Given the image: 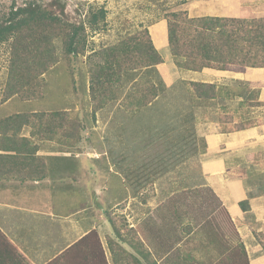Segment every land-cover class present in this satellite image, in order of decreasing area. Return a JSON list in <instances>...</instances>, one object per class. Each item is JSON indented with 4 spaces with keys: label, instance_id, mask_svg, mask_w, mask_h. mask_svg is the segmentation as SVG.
I'll return each instance as SVG.
<instances>
[{
    "label": "rangeland",
    "instance_id": "rangeland-1",
    "mask_svg": "<svg viewBox=\"0 0 264 264\" xmlns=\"http://www.w3.org/2000/svg\"><path fill=\"white\" fill-rule=\"evenodd\" d=\"M30 1L48 4L53 0H0V18L11 10V6H23ZM54 1L57 2L58 6L56 11L66 21L73 23L86 21L92 11L101 8L106 11V19L101 23L99 29L87 30L86 54L78 59L64 56L60 42H56L58 63L38 78L32 89L19 90L20 92L17 91V78L15 75L11 76L10 72V44H0V139L5 135V138L0 140V148L3 149V146L7 145L8 140L13 137L12 131L7 132L1 129L2 121L8 117L17 116V114L26 115L28 119L32 120L33 123L31 125H23L19 128L15 122L13 125L15 127L12 128L14 129L13 132L16 133V137H13V139L17 140V147L21 146L18 138H27L32 144L41 142L40 144L42 145L38 150L41 152H47V147L51 146L50 143H54L53 150L56 151L65 146L64 144L67 142L71 146L67 147L70 148V155L75 154L88 159L98 158L100 161L96 160L98 161L96 164L93 162L91 165H86V168L81 167L82 170L79 175L83 176L81 175L83 171L88 175V173L92 172V169L98 172L100 167L102 179L97 189L102 194V200L104 202L108 201L110 193H115L118 196H124L125 192L129 194V204L125 205L126 209L125 206L122 207L121 205L115 210L114 214L125 221L129 217V220L136 228L142 227L141 224H136L137 210L141 208L142 200L141 196L133 198L132 181L127 180L128 166H126L123 158L126 152L130 154L134 150L132 156L135 164L133 165L141 170L140 166H135L139 164L137 158H144L145 160L148 155L151 160V165L147 166L150 169V172L147 173L149 179L139 182L145 186V194H149L147 191H154V195L146 197L148 208L152 209L151 215L158 208V205L165 206L164 213L169 217L166 224L168 234H175L176 231L179 232L180 230L178 226L176 228L174 225L175 209L173 206L176 205V208L180 209V211L191 212L190 214H195L193 213L194 209L200 207L194 216L200 222L204 220L206 227L215 237H218L220 232L222 235L226 233L233 235L232 231L235 228H230V225L233 226V224L228 222L225 210L219 209L220 204L214 199L212 191L193 186V184L199 185L202 180L200 164L203 159L201 160V157L199 159V156L191 157L190 154H198L203 151V148H206L205 137L199 130L204 132L207 128L212 127L211 123L221 126L223 130L262 123L264 107L253 106L256 99H258L257 95L249 97L244 103L240 99L234 98L232 100L230 97L220 98L208 103L199 102L200 99H195L194 96L193 98L192 96L190 97L191 93L186 85L188 80L179 81L178 79L173 81L168 77L167 66L170 68L169 72H172L171 68L176 66L175 60L172 59L173 62L170 60L171 51L169 46L160 48L162 43H164L162 40L167 38L165 36L168 33L169 20L167 18L171 13L186 10L189 17L198 16L208 13L207 10H210L209 8L213 6L221 13L223 12L222 6L226 4H223L222 0ZM240 1L242 2V0ZM244 3V13L241 18L247 20L264 19V0H246ZM60 9L61 11L64 10L63 14ZM233 10H237L236 5ZM184 22L180 21V24ZM143 29L149 30L150 35L153 33V35L158 37L156 46L160 49L159 54L161 57L163 58L162 55L164 57L168 56L164 64L158 66L161 78L167 79H164V83L168 87L166 96L163 97L161 95L157 102H152V105L145 106L148 98L151 100L153 97L150 94L146 95L143 89L149 84L150 80L157 82L158 78L150 76L151 74H141L136 78L138 83L133 92L131 90L128 91L129 87L126 86L124 90L118 89L120 91H114L116 95L114 97H105L103 109L97 111L94 115V104H92L93 101L90 99L88 92L90 69L102 64V52L105 49L119 44L121 41L126 40L128 36L130 37ZM176 67L178 68V66ZM147 76L149 79H146ZM132 77L133 73L131 72L123 73L119 84L124 85L129 80L132 81ZM227 84L229 88L236 91L235 84ZM172 85L176 86L172 89ZM113 90L116 89L113 88ZM190 106L192 108H189ZM53 113H66L67 115L64 119L57 117V120H55L52 117ZM59 123H62L63 126H59ZM44 124H50L53 131L44 127ZM95 126L99 128L93 129ZM119 126H122V128L119 129ZM128 127L129 129H126ZM72 135L75 138H72ZM131 146H133V149H130ZM159 149H163L167 153L166 161L163 164L156 162V159L152 158ZM0 154L12 153H5L0 150ZM120 155H123V158H119ZM113 157L118 160L123 159V161L115 166ZM104 164H107V166H103ZM110 169L118 173L117 176L108 171ZM94 170L92 173H94ZM68 172L65 175L68 179L64 177L65 181H59L51 175H47L48 179L44 180L45 184L42 188L44 192L50 191L49 183L52 181L54 185H57L54 182H58L59 185L62 183L67 190L72 189L80 192L79 196L69 195L68 197L63 194L66 195L67 205L74 207V204H78V211L80 212L82 209L80 208V201L85 197V200L90 199L86 203L91 202L90 195L92 192L89 191V183L86 184L87 178L84 180V177H81L80 181L82 183L85 182V185H80L77 179L78 170H69ZM138 174H141L140 171ZM191 176L192 178H190ZM137 182L135 185L136 189H138ZM2 185L5 188L3 193L5 198L3 199L0 196V201H5L6 208L0 209V214L2 221L6 222V225H3L1 230L13 242H17L25 233L35 236L38 234L45 235L42 227L43 220H40V218H43L45 220L43 222L46 224H55L56 221L53 220L51 222L48 217L49 214L47 213L50 211L55 215L67 214L66 210L63 209L64 205L61 204L62 197L60 192L48 193L51 201L50 208L45 206L44 211L37 210L38 216L34 217L28 214L30 210L25 212L16 211L14 209L17 207V188L29 191L31 186L20 185L13 176L0 177V187ZM29 192L31 196H28L33 199L30 209H33L36 197L32 191ZM88 194H90L89 197ZM41 203L45 204L43 201ZM73 207L70 212L73 211ZM45 209L47 213H45ZM210 209L213 210L210 211ZM214 209H218V212L216 213ZM86 211L85 214L74 216L76 218L72 217L71 223L74 224L81 217L84 218V215L92 217L96 213L94 208L91 210L89 208ZM105 218L107 219V217ZM96 220L98 221L97 217ZM216 221H221L222 229L218 231L209 226ZM60 224L63 223L61 222ZM87 226H90L89 222H87ZM53 229H55V234L53 235L62 238L63 229ZM187 240L182 244L184 247L182 251L190 249L189 241ZM185 242L186 244H184ZM171 246L173 244H165L163 249L166 250L167 247L169 249ZM128 248L130 247L126 246L125 250L127 251ZM197 250L205 252L207 247L200 249V244H198Z\"/></svg>",
    "mask_w": 264,
    "mask_h": 264
},
{
    "label": "crops",
    "instance_id": "crops-1",
    "mask_svg": "<svg viewBox=\"0 0 264 264\" xmlns=\"http://www.w3.org/2000/svg\"><path fill=\"white\" fill-rule=\"evenodd\" d=\"M222 1L223 4H226L222 6L223 12L219 13L213 6L209 8L210 10H207L208 13L191 16V18L205 16L242 17V14L244 13V1ZM235 5L237 8L236 11L233 10ZM151 35L153 43L160 53V49L156 46V42L158 43V37L153 35V33H151ZM165 36L167 37V33ZM162 42L160 48H167V38L162 40ZM162 56L164 58L163 61L165 62L168 56H166L167 58L164 57V55ZM169 57L173 62L172 55ZM176 66L171 68L172 72H169L170 68L167 66L168 77L173 81L179 79V81L188 80L190 82H204L217 84L219 86H228L227 83L235 84V90L237 93L234 98L242 101L245 97L243 95L239 96V88H241L240 83H248L249 87L259 90L258 100L264 101V68L236 69L235 67H231L225 71L204 69L201 72H193L184 71ZM164 79L167 80L166 78ZM260 85L262 87H259ZM234 98H232V100ZM211 124L212 127L204 130L205 133L203 130H199L205 137L206 148H203V151L198 154H190L191 157L199 156V159L200 157L201 160L203 159L202 162L200 161L202 180L199 182V185L193 184V186L196 188H206L212 191L214 199L220 204V206L218 205L219 209L222 208L225 210L228 216V222L233 224V226L230 225V228H235V232L234 230L232 231L233 235H230V233L222 235L220 232V235L215 237L208 230V227H206L204 220L200 222L195 218L194 215L200 207L194 209L193 213L195 214H190L191 212L180 211V209L176 208V205L173 206L175 209L174 225L176 228L178 226L180 230L179 232L176 231L175 234H168L166 231V224L167 218L169 217L164 213L166 209L165 206L158 205V208L155 209L154 213L151 215L152 209L148 208V200L146 197L154 195V191L150 190L147 191L149 194H145V186H143V183L141 185L139 182L149 179L147 173L150 172V169L147 166L151 165L150 156L145 154L147 155V159L145 160L144 158H137L139 164H136L135 166H140L142 168L141 170L133 165L135 164L134 157L132 156L134 150L131 151L130 154L126 152L124 158L123 155L119 156V158L125 160V164L128 166L127 180L129 179L132 181L133 198L135 196H141L142 206L137 210L136 224H141L142 229L136 228L129 220V217L126 219L128 224H130V228L137 229L141 240L152 252L157 264H264V250L254 235V231L264 233V119L262 123H258L253 128L229 133H223L221 126L216 125L215 123ZM44 127L51 130V125H44ZM95 128L99 127L95 126L93 129ZM121 128L122 126H119V129ZM126 129H129V127ZM40 143L41 142H35L34 144H30L37 148L35 156L28 158L30 162L35 164L33 172L30 173L31 178L33 179L24 183L17 180L20 185L31 186L29 191H32L35 194V207L30 209L33 200L29 197L31 196L30 192L25 189L19 190L17 188V207L14 210L19 212L30 210L31 212L29 211L28 214L34 217L38 216L37 210L44 211L45 206L50 208L51 201L48 193L60 192L62 197L61 204L64 205L63 209L66 210L67 214L64 215V213H61L55 215L52 211L47 213L45 209V213L49 214L48 217L50 218V221H56L55 224L49 225L43 222L45 221L43 218H40V220H43L42 227L45 235L42 236V234H38L35 236L33 234L25 233L19 240H17V242L12 241L20 254L25 258L21 259L22 257H18L17 263L125 264V262H127L126 264H130L129 262H131V260L127 255V251L132 254L133 251L131 248H128L127 251H125L120 249L118 245L114 244L112 249H109L107 240L112 234V229L104 215L107 208L115 213V210H117L119 206L122 205L123 207L126 204H129V194H126L125 192L124 196H118L115 193H110V199L115 200L110 202L111 200L109 199L104 202L100 190L97 189V187L100 186L99 182L102 179L100 167L98 168V172L92 169V172L94 170V173L91 172L87 175L85 171H83L81 174L83 176L79 175L82 170L81 167L86 168V165H91L93 162L96 164L100 161L98 158L88 159L75 154L70 155V148L67 147L71 146L67 142L64 144L65 146L59 148L60 151H54V143H50L51 146L47 147V152H41L38 151L42 145ZM130 149H133V146H131ZM166 157L167 153L164 152L163 149H159L155 155L152 156V158H155L156 162L160 164H163L164 161H166ZM123 159L118 160L113 157L115 166L119 162H122ZM103 166H107V164H104ZM111 169L108 171H111L117 176L118 173L113 172ZM69 170H78L77 179L81 186L85 185V182L82 183V181H80L81 177H84V180L87 178L86 184L89 183V191L92 192L91 195L88 194V197L89 195L91 197V202L86 203L90 199L85 200V197L80 201V208H82L80 212L78 211V204H74L73 207L67 205L66 201V195L68 197L69 195L79 196L80 192L72 189L67 190L64 188L66 186L62 183L59 185L58 182H54L57 183V185H54L52 181L49 183L51 188L50 191L44 192V189L42 188L45 184L44 180L48 179L46 177L47 175H51L59 181H65L64 177H66V173H69ZM139 171L141 174H138ZM17 174H19V172H17ZM190 178H192V176ZM66 179L68 178L66 177ZM136 182L138 189L135 188ZM0 188V196L4 199L5 196L3 193L5 192V188L3 185ZM42 201L46 205L41 203ZM242 201L249 202L250 209L248 212H244L241 209L240 202ZM83 205L87 206L84 207ZM145 206L147 207L145 208ZM72 207L73 211L70 212ZM5 208V201H0V209ZM89 208L90 210L94 208V211L96 212L92 217H86V215H84V218L81 217L77 222H74V224L71 223L72 217L85 214L87 212L86 210ZM121 210L123 211L122 208ZM211 210L213 209H210V211ZM214 211L217 213L218 209H214ZM149 214L150 216H148ZM131 215L133 216V214ZM96 217L98 218V221L96 220ZM61 222L63 224H60ZM87 222H89L90 226H87ZM3 225H6V222L2 221V216L0 214V230ZM209 226L212 229L215 228V231L222 229L221 221H216L213 225ZM53 228L63 229L62 238L53 235L55 234V229ZM1 232L6 236L4 231L1 230ZM90 234H92V237L86 242L81 243V241ZM71 235H73L72 238ZM213 238L214 240H212ZM186 240L189 241L190 249L182 251V248H184L182 244ZM165 244H173V246L169 249L167 247L165 250L163 249ZM184 244H186V242ZM198 244H200V249L207 247V251L203 252L202 250H197ZM102 252L104 254V261L101 257ZM95 255H98L97 259H95ZM124 255L126 256V259Z\"/></svg>",
    "mask_w": 264,
    "mask_h": 264
},
{
    "label": "trees",
    "instance_id": "trees-1",
    "mask_svg": "<svg viewBox=\"0 0 264 264\" xmlns=\"http://www.w3.org/2000/svg\"><path fill=\"white\" fill-rule=\"evenodd\" d=\"M57 7V2L54 0L48 4L30 1L23 6H11V10L0 18V44H10V72L11 76L15 75L17 78L18 92L23 89H32L36 80L58 63L56 42H60L62 53L67 58L78 59L84 56L88 41L87 30L99 29L106 19V11L101 8L92 11L86 21L73 23L59 15L56 11ZM61 13L63 14L64 10ZM167 19L169 20L167 43L180 69L201 72L204 69L225 71L231 67L236 69L264 68V19L247 20L220 16L191 18L186 10L173 12ZM180 21L185 22L180 24ZM102 60L100 66L93 67L89 72L88 92L94 104V115L103 109L105 97H114L116 92L126 87H129L128 91L133 92L138 83L136 78L141 74H151L150 76L158 78L157 82L150 80L143 89L146 95L150 94L153 97L151 100L148 98L145 106L157 102L161 95L166 96L168 87L158 69L164 61L154 46L149 30L143 29L128 36L119 44L105 49L102 52ZM127 72L133 73L132 81L129 80L124 85L119 84L121 75ZM146 79L149 77L147 76ZM186 85L190 90V97L200 99L199 102L208 103L230 96L234 98L237 93L228 86L220 87L211 83L186 82ZM175 86L172 85L171 88ZM240 86L239 96L245 97L242 103L255 95L258 98L259 90L249 87L248 83H240ZM253 106L264 107V101L256 99ZM66 115V113H53L52 117L55 120L57 117L64 119ZM15 122L19 128L33 123L26 115L17 114V116L3 120L1 129L7 132L12 131L13 137H16L12 129L15 127L13 126ZM58 125L63 126L62 123ZM255 125L257 124L235 129H222V131L229 133L253 128ZM13 137L8 140L7 145L3 146V149L0 148L5 153H12L0 154V177L13 176L19 182L24 183L33 179L30 173L33 172L35 164L28 158L35 155L37 148L30 145L31 141L27 138H18L21 146L17 147V140ZM4 138L5 135L0 140ZM72 138L75 136L72 135ZM240 207L244 212H248L249 202H240ZM104 215L112 229V234L108 239L109 249H112L114 244L122 250H125L127 246L133 251L132 254L127 251L131 260L130 264H133V261L134 264H157L136 228H130L127 220L117 216L109 208L106 209ZM254 235L264 250V233L254 231ZM91 237L92 234L88 235L81 243ZM18 257L24 258L13 242L0 230V264H18ZM101 257L104 261L103 252ZM97 258L98 255H95V259Z\"/></svg>",
    "mask_w": 264,
    "mask_h": 264
}]
</instances>
